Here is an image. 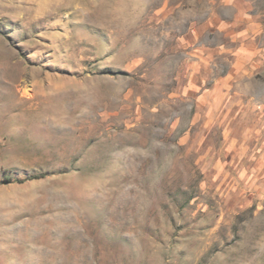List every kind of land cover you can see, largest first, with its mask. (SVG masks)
Listing matches in <instances>:
<instances>
[{
	"label": "rangeland",
	"instance_id": "rangeland-1",
	"mask_svg": "<svg viewBox=\"0 0 264 264\" xmlns=\"http://www.w3.org/2000/svg\"><path fill=\"white\" fill-rule=\"evenodd\" d=\"M0 264H264V0H0Z\"/></svg>",
	"mask_w": 264,
	"mask_h": 264
},
{
	"label": "trees",
	"instance_id": "trees-1",
	"mask_svg": "<svg viewBox=\"0 0 264 264\" xmlns=\"http://www.w3.org/2000/svg\"><path fill=\"white\" fill-rule=\"evenodd\" d=\"M35 179H37V177Z\"/></svg>",
	"mask_w": 264,
	"mask_h": 264
}]
</instances>
